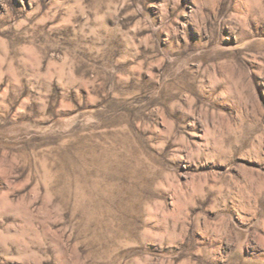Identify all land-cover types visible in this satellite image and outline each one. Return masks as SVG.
<instances>
[{"label":"rangeland","instance_id":"1","mask_svg":"<svg viewBox=\"0 0 264 264\" xmlns=\"http://www.w3.org/2000/svg\"><path fill=\"white\" fill-rule=\"evenodd\" d=\"M0 264H264V0H0Z\"/></svg>","mask_w":264,"mask_h":264}]
</instances>
